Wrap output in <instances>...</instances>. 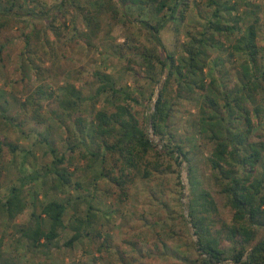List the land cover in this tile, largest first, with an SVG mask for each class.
Here are the masks:
<instances>
[{
	"label": "trees",
	"instance_id": "obj_1",
	"mask_svg": "<svg viewBox=\"0 0 264 264\" xmlns=\"http://www.w3.org/2000/svg\"><path fill=\"white\" fill-rule=\"evenodd\" d=\"M97 1L94 0L96 9L93 10L82 7L76 0H0V29L10 26L11 20H24L29 27L21 35L25 38V48L42 59L41 52L49 55L54 41L63 34L55 22L67 16L66 5L87 12L89 29L79 31L78 36L85 38L89 45L101 33L105 14L111 11L115 20L120 16L128 20V10L138 7L137 23L149 32L148 40L153 46L132 41L127 50L141 58L140 67L150 82H158L166 72L154 109L140 118L134 105L152 101L154 92L146 97L142 87L123 86L112 72L94 71L95 90L90 94L71 82L59 86L60 92L43 83L38 85L22 107L37 105L35 118L46 124L48 118L42 116L39 108L41 96L55 98L57 107L50 109L49 115L65 130L62 140L66 148L60 152L51 136H45L52 162L43 171L34 169L20 178V184L13 185L6 195H0V216L14 221L27 208L23 189L28 187L34 192L33 205L35 208L39 205L41 211H33L29 223L17 225L20 239L31 248L49 247L70 227L73 235L65 245L73 246L75 241L91 234L90 212L94 205L89 202L85 217L76 214L75 207L74 220L67 224L68 208L85 201L83 198L75 201L52 198L40 204L38 201V189L47 184L49 177H53V189L72 182L74 172L70 171L69 164L65 165L71 162L68 152L89 155V168L98 164L99 171L91 186L93 198L100 179L116 184L126 196L128 183L137 178L152 179L162 170L155 154L169 156L177 162L180 157L189 162L188 207L198 235L200 264H264V231H261L264 230V0H104V4ZM194 9L204 18L201 24L195 22L199 25L195 30L191 29L189 20ZM170 25L178 37H185L179 38L177 51H170L161 37V32ZM50 26L53 37L49 34ZM33 41L36 48L32 46ZM4 48L1 44L0 55ZM114 48L119 57L127 58L123 46L115 44ZM214 53L220 62L215 65V71H207ZM34 68L44 75L42 66ZM230 68L237 77L231 86L232 79L227 80ZM4 94L0 90L1 116L11 124L21 125L3 109L6 108L1 103ZM196 95L198 134L214 146L208 159L213 172L211 181L226 197L233 211L232 223L220 217L217 201L200 180L191 151L196 147L194 140L178 139L170 130L177 102L192 100ZM101 98L111 105L93 107L90 114L86 112L89 104L96 105ZM149 127L162 141L168 137L161 149L151 139ZM47 128L51 134L50 125ZM190 144L192 148L187 149ZM6 146L14 155L21 151L20 145L0 137V158ZM26 154H32L31 150H26ZM76 184L81 186L79 182ZM47 220L48 228H45ZM259 234L262 235L258 238ZM226 260L232 263H225Z\"/></svg>",
	"mask_w": 264,
	"mask_h": 264
},
{
	"label": "rangeland",
	"instance_id": "obj_2",
	"mask_svg": "<svg viewBox=\"0 0 264 264\" xmlns=\"http://www.w3.org/2000/svg\"><path fill=\"white\" fill-rule=\"evenodd\" d=\"M76 2L84 8L96 9L94 0ZM97 2L105 3L104 0ZM66 6L67 16L64 15L55 22L63 34L54 41L49 55L41 52L42 59L25 48V38L21 35L28 32L29 27L24 20L15 18L16 20H11L10 26L0 29V45H5L0 55V90L5 92L1 103L6 107L3 109L7 111V115L15 117L17 122L22 123L18 126L11 124L0 114V137L20 145L21 150L14 155L6 146L2 151L1 196L6 195L13 185L20 184V178L34 169L43 171L46 165L52 162V153L44 142L46 135L51 136L56 149L60 152L66 148V142L62 140L65 137V130L49 115L50 109L57 107L55 98L41 96L42 107L39 108L42 116L48 118L46 124L35 118L37 105L28 104L25 108L22 107V103L25 99L31 98L38 85L43 83L59 89V86L71 82L90 94L94 93L93 84L96 83L93 72L96 70L112 72L121 85L142 87L141 91L146 97L154 92L152 101L134 105L139 117L143 119L154 109L165 81L166 72L160 75L158 82H150L140 67L141 58L127 50L132 41L153 46V42L148 40L149 32L143 29L141 23H137L138 7L133 6L128 10V20H124L122 16L115 20L111 11L105 14L101 33L94 37L92 44L89 45L85 38L78 36L79 31L89 29L85 19L87 12L74 6ZM204 6L202 4V10ZM189 15L192 23L190 27L195 30L196 26L199 27L195 24H201L204 18L195 9ZM173 29L172 25L168 26L161 32V37L170 51H177L179 38L183 40L185 37L183 35L178 37ZM49 34L53 37L52 27ZM35 42H32L34 48L37 46ZM115 44L126 49L127 58L119 57L115 52ZM217 58V53H214L209 60L207 71H215V65L220 62ZM222 58L227 60L226 55ZM38 65L45 69L44 75L39 74L34 68ZM226 65L231 66L228 62ZM230 69V78L227 80L232 79L229 83L231 86L237 81V77L232 68ZM197 97L196 95L192 100L182 99L177 102L170 130L178 139L194 140L196 147L191 151L200 180L217 201L220 217L232 223L233 211L228 206L226 197L219 192V187L211 181L213 172L208 159L214 146L198 134ZM103 105L109 107L111 103L101 98L96 105L89 104L86 112L90 114L95 107ZM48 125L51 127V134L48 133ZM148 131L158 149H161L168 137L162 141L151 127ZM192 145L186 146L187 149H191ZM26 150H31L32 154L27 156ZM154 156L161 163L162 170L156 172L152 179L137 178L133 183H128L125 187L126 196L122 195V190L116 184L100 179L96 196L93 198L91 186L94 176L99 171L98 164H93V167L89 168L88 164L91 163L89 155L83 157L80 152H68L67 158L72 163L68 162L65 165L69 164L70 171L74 172L72 182L60 189H53L54 180L53 177H49L43 188L38 186V201L40 204L52 198L74 201L78 197L83 198L85 201H79L75 206L71 205L68 208L65 215L67 224L74 220L72 213L75 207L76 214L85 217L88 204L92 203L94 209L90 212L93 220L91 234L75 241L73 246H67L65 242L73 235V230L68 227L49 247H29L17 234V225L29 223L33 218V211L37 210V213H40L41 210L39 205L37 208L33 205L34 192L25 187L23 196L28 201L27 208L14 221H8L6 217L0 216V264H200L202 256L196 244L198 235L192 226L188 207L189 162L180 157L177 162L166 155ZM76 182L81 183V186ZM44 226L48 228V220ZM261 235L259 234L258 238ZM225 263L232 261L226 260Z\"/></svg>",
	"mask_w": 264,
	"mask_h": 264
}]
</instances>
